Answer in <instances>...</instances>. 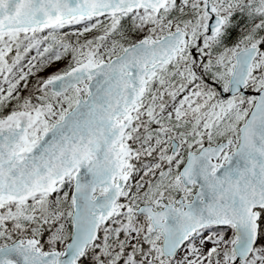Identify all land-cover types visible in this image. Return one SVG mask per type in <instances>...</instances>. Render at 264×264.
I'll use <instances>...</instances> for the list:
<instances>
[{
  "label": "snow or ice",
  "instance_id": "obj_1",
  "mask_svg": "<svg viewBox=\"0 0 264 264\" xmlns=\"http://www.w3.org/2000/svg\"><path fill=\"white\" fill-rule=\"evenodd\" d=\"M0 264H264V0H0Z\"/></svg>",
  "mask_w": 264,
  "mask_h": 264
}]
</instances>
